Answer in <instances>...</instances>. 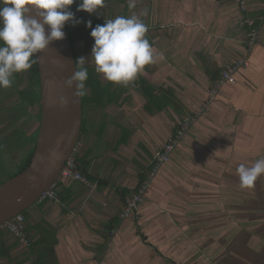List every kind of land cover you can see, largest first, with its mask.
Returning a JSON list of instances; mask_svg holds the SVG:
<instances>
[{"label": "crops", "instance_id": "0c3cea01", "mask_svg": "<svg viewBox=\"0 0 264 264\" xmlns=\"http://www.w3.org/2000/svg\"><path fill=\"white\" fill-rule=\"evenodd\" d=\"M145 8L146 38L164 59L126 86L100 74L98 79L111 98L102 109H116L133 124L129 134L122 129L115 145L123 148L127 138L138 135L143 103L146 120L152 121L149 132L158 131V140L142 144L141 168L128 179L122 167L100 168V142L92 138L104 124L102 136L105 123L88 130L76 159L91 186L60 181L54 200L26 210L29 245L0 229V264H198L223 254L239 233H250L263 221L259 208L250 206L264 198L259 179L258 191L256 185L242 189L237 168L264 158V0H248L249 16L263 17L261 42L250 53L249 66L210 102L216 81L209 73L244 55L246 31L238 26L242 14L235 0H146ZM188 119L189 128L136 214L121 218L148 161ZM1 178L0 183L8 176Z\"/></svg>", "mask_w": 264, "mask_h": 264}, {"label": "clouds", "instance_id": "9594fccd", "mask_svg": "<svg viewBox=\"0 0 264 264\" xmlns=\"http://www.w3.org/2000/svg\"><path fill=\"white\" fill-rule=\"evenodd\" d=\"M76 0H0V88H10L15 74L24 73L33 68L37 54L45 51L54 41L64 39V27L73 26L81 21L70 10ZM105 0H81L77 11L89 15L103 8ZM31 5L32 7H27ZM135 0H129L128 8L135 9ZM35 11L36 16L31 15ZM147 9L139 15L117 16L106 20L103 25L92 27L91 20L86 27L91 29L94 44L90 60L80 57L76 60L78 70L65 81V87L75 85L76 97L87 95L86 81L88 69L86 62H94L95 71L104 80L115 85H128L148 65L158 59L163 60V53L150 44L146 38L148 26L140 18L147 16ZM46 26L48 30L46 31ZM62 103L65 101L62 100ZM240 187L251 189L257 179L264 175V158L258 159L252 166L241 164L237 168Z\"/></svg>", "mask_w": 264, "mask_h": 264}, {"label": "rangeland", "instance_id": "374dc122", "mask_svg": "<svg viewBox=\"0 0 264 264\" xmlns=\"http://www.w3.org/2000/svg\"><path fill=\"white\" fill-rule=\"evenodd\" d=\"M129 0H109L104 4V7L99 9L96 13L89 15L84 12L83 19L87 22L89 20L99 21L103 25L106 20L114 19L117 16L129 17L133 13L138 14L145 8L146 0H135V9L130 10L128 8ZM237 6V5H236ZM238 8V6H237ZM239 10V8H238ZM82 11H78L77 15H81ZM139 15V14H138ZM145 17V16H144ZM141 16V19L145 23V18ZM253 18V17H252ZM239 22V21H238ZM94 28L95 25L92 24ZM91 29L88 34L82 39L74 43V50L77 54V59L80 57L90 60L91 51L94 44V40L91 38ZM85 67H95L94 62H86ZM21 76L20 83L17 84V88L24 89L29 86V79L27 72L19 73ZM99 74V73H98ZM101 75V74H100ZM10 88H0V180L1 175L10 176L16 172L18 164L24 160L26 154L33 147V142H27L22 145L19 139L21 138L20 132L24 133V136H30L38 126L37 114H39L38 106L24 108L22 105H18L19 98L17 95H11ZM160 103V101H157ZM157 103H155L157 105ZM144 103L139 107L141 111L142 119H139L138 135H135V139L127 138L126 144L123 148L121 145H115L116 141L121 137L122 129L129 134L130 129L133 127L132 122L129 119H121L119 111L116 109L108 108L103 109H86V131H96L99 124L105 123L107 126L106 131L102 133L100 138H92V141L97 140L99 143L98 148L101 153L100 156V168L104 165L103 169L112 170V168H123L127 178L128 175L136 174L137 170H140V164L143 162V146L148 147L153 141L158 140L157 132L150 133L152 129L151 123L146 120V112L143 107ZM155 105L146 103L145 107L153 109ZM26 109V110H25ZM23 110L26 111L22 114ZM12 117V118H11ZM13 118L15 121L11 123ZM172 125L176 124V121L171 119ZM19 129V133L13 135L14 129ZM92 133V132H91ZM19 137L15 141L16 137ZM141 144V145H140ZM108 168V169H107ZM125 169V170H124ZM112 172V171H110ZM111 175L110 177H112ZM129 179V178H128ZM259 192L264 193V175L259 178ZM261 179L263 182L261 183ZM258 184L255 183V191H258ZM251 208H259L258 218L263 219L258 226L250 233H239L227 246V251L213 260L201 262L198 264H264V198L257 200L256 202H250ZM251 215L249 218L253 219ZM263 242L259 244V242ZM206 259V258H205Z\"/></svg>", "mask_w": 264, "mask_h": 264}, {"label": "water", "instance_id": "95a60500", "mask_svg": "<svg viewBox=\"0 0 264 264\" xmlns=\"http://www.w3.org/2000/svg\"><path fill=\"white\" fill-rule=\"evenodd\" d=\"M31 15L36 16L34 10ZM63 31V40L54 41L36 57L40 96L38 132L28 166L0 183V226L38 203L41 195L58 180L80 141L81 97L74 95L75 85L71 89L65 87L77 65L65 27Z\"/></svg>", "mask_w": 264, "mask_h": 264}, {"label": "built area", "instance_id": "2783aa9c", "mask_svg": "<svg viewBox=\"0 0 264 264\" xmlns=\"http://www.w3.org/2000/svg\"><path fill=\"white\" fill-rule=\"evenodd\" d=\"M235 2L242 14L238 22V26L246 31L244 55L222 68L215 85L209 90V102L214 100L215 96L219 93L223 86L236 84V75L240 70L249 66L250 53L254 47L261 42V25L263 17L260 16L257 18H251L249 16L248 0H235ZM190 122L191 120L189 119L180 122L178 128L170 136L168 141L153 154V157L147 163V171L144 182L135 193L124 201L121 207V218L131 217L136 214L139 204L145 200L146 196L152 190V181L155 174L162 165L166 164L170 160L175 146L182 140L185 131L189 128ZM79 146L80 143H78L71 156L65 162V167L62 169L58 180L41 195L38 202L54 200L56 198V185L59 181H78L85 186H91L90 181L81 174L76 164ZM23 225L24 217L22 214H18L10 221L0 226V229L11 233L20 243L29 245Z\"/></svg>", "mask_w": 264, "mask_h": 264}, {"label": "trees", "instance_id": "16d2710c", "mask_svg": "<svg viewBox=\"0 0 264 264\" xmlns=\"http://www.w3.org/2000/svg\"><path fill=\"white\" fill-rule=\"evenodd\" d=\"M109 0H105V3H108ZM81 3V0H76V2L70 6V10L75 14V18L79 21H81L80 23L76 24L75 26H73V24L70 22L68 24L65 25V29L67 31L68 34V38H69V42L71 43V46L73 48V45L76 41L78 40H82L89 31V28L86 27V21L83 19L84 17V12H81V15H77V8L79 6V4ZM91 23L93 25H102L101 22L99 21H91ZM73 53H74V57L75 60H77V54L73 48ZM79 66L77 65V70H78ZM88 69V80L86 81V88H87V95L84 97H81V102H82V125H81V135L85 134L87 131L85 129L86 126V117H85V113H86V109L88 107H92L93 109H102L105 106V102L110 101V95L107 94V90L104 88V86H102L101 82L98 79V73L95 71V67H91V66H87L86 67ZM217 74H220V71L218 73H209L210 79L215 82L217 81V79L219 78V76H217ZM27 76L29 79V86L28 88H24V89H19L17 88V84L20 83L21 81V76L19 73L15 74V78H14V82L12 84V86L10 87V92H13L11 95H17L19 98V103L18 105H22L24 108H28V107H34V106H38L39 108V77H38V73H37V69H36V64L33 65V68L30 69L29 71H27ZM142 83L147 86V84L142 81ZM108 97V98H107ZM26 110V109H25ZM23 110L22 114H25L26 111ZM12 118V117H11ZM37 118H39V114H37ZM16 118H13V120L11 121V123L13 121H15ZM39 126V124H38ZM38 126L36 128V130L30 135V136H24V133L21 131V138L19 139V137L17 136L15 141H17L18 139L22 142L23 144H26L27 142H33V144L35 143L36 140V136H37V132H38ZM104 129V124L100 125L97 134V138H100L101 136V132ZM15 131L12 133L13 135H16L17 133H19V129H14ZM1 144V143H0ZM33 149H34V145L33 147L30 149V151L27 152L24 160L21 161L20 164H18L16 172L13 175H10L8 177L14 176L18 173H20L21 171H23L29 164L32 153H33ZM82 160H80L79 158L76 159V164L78 169L81 168L79 163H81ZM88 164V163H87ZM147 171V169H146ZM81 174L83 176H85L89 181L92 180V178H90V176L85 175L84 170L82 168L81 170ZM146 177V172L142 173L139 176V185L136 189V191L138 190V188L140 187V185L144 182ZM60 183V181L57 183L56 186H58V184ZM57 188V187H56ZM135 191V192H136ZM26 211H23L21 214L25 215Z\"/></svg>", "mask_w": 264, "mask_h": 264}, {"label": "flooded vegetation", "instance_id": "af4514ba", "mask_svg": "<svg viewBox=\"0 0 264 264\" xmlns=\"http://www.w3.org/2000/svg\"><path fill=\"white\" fill-rule=\"evenodd\" d=\"M73 48H74V45H73ZM39 116H40V109H39ZM37 120H38V124H39V118H37Z\"/></svg>", "mask_w": 264, "mask_h": 264}]
</instances>
